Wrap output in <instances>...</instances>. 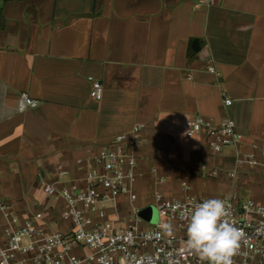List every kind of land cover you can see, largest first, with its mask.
Masks as SVG:
<instances>
[{
	"label": "crops",
	"instance_id": "obj_1",
	"mask_svg": "<svg viewBox=\"0 0 264 264\" xmlns=\"http://www.w3.org/2000/svg\"><path fill=\"white\" fill-rule=\"evenodd\" d=\"M198 1L0 0V197L22 219L42 212V224L69 231L41 181L59 169L83 177L99 145L137 126L140 211L156 193L181 196L182 181L194 195L264 203V169L236 161L264 150V0ZM23 93L39 104L20 113ZM196 117L234 120L242 143L212 158L203 136L186 133Z\"/></svg>",
	"mask_w": 264,
	"mask_h": 264
},
{
	"label": "built area",
	"instance_id": "obj_2",
	"mask_svg": "<svg viewBox=\"0 0 264 264\" xmlns=\"http://www.w3.org/2000/svg\"><path fill=\"white\" fill-rule=\"evenodd\" d=\"M217 0H199L196 7L212 6ZM209 72L216 74L215 68ZM90 96L101 100L103 85L90 79ZM224 106L232 101L223 94ZM39 101L21 94L18 111L26 112ZM142 126L131 134H121L97 147L93 166L81 178L69 179L68 170L59 169L55 180H42L41 186L48 200L62 203L61 222L69 224V231H61L42 224L43 213L22 219L14 206L0 197V264H209L186 250L187 220L185 213L205 199L192 193L190 184L180 182L182 195L166 197L156 193L152 200L158 213V223L148 225L139 216L136 188L144 176L137 150L141 145ZM188 136H203L212 158L225 148L238 147L243 141L236 122L225 119L215 123L196 117L186 122ZM242 168L264 169V150L257 145L252 151L237 154ZM80 162V161H79ZM205 169V167H204ZM216 176V169L208 170ZM156 177V168L150 171ZM235 176V172L229 174ZM159 177V176H158ZM163 184L165 178L154 180ZM120 197L129 203L126 209ZM230 206L231 220L246 234L235 264H264V203L243 199L235 194L218 197ZM172 226L169 235L165 226Z\"/></svg>",
	"mask_w": 264,
	"mask_h": 264
},
{
	"label": "clouds",
	"instance_id": "obj_3",
	"mask_svg": "<svg viewBox=\"0 0 264 264\" xmlns=\"http://www.w3.org/2000/svg\"><path fill=\"white\" fill-rule=\"evenodd\" d=\"M187 220L186 250L209 264H235L234 257L241 254L247 244L244 231L231 220L230 206L225 200L205 199L185 213ZM172 234V226H165Z\"/></svg>",
	"mask_w": 264,
	"mask_h": 264
},
{
	"label": "rangeland",
	"instance_id": "obj_4",
	"mask_svg": "<svg viewBox=\"0 0 264 264\" xmlns=\"http://www.w3.org/2000/svg\"><path fill=\"white\" fill-rule=\"evenodd\" d=\"M220 197H224L223 195ZM153 207V213L151 214V217L149 219H143L145 223L148 225H156L159 221L158 219V213L154 205H150Z\"/></svg>",
	"mask_w": 264,
	"mask_h": 264
},
{
	"label": "water",
	"instance_id": "obj_5",
	"mask_svg": "<svg viewBox=\"0 0 264 264\" xmlns=\"http://www.w3.org/2000/svg\"><path fill=\"white\" fill-rule=\"evenodd\" d=\"M153 213V207L152 206H149V207H146L144 209H142L140 212H139V216L142 218V219H149L151 217V214Z\"/></svg>",
	"mask_w": 264,
	"mask_h": 264
}]
</instances>
